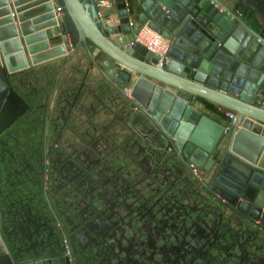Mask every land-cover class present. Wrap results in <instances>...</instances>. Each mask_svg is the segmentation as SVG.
Listing matches in <instances>:
<instances>
[{
	"label": "water",
	"instance_id": "1",
	"mask_svg": "<svg viewBox=\"0 0 264 264\" xmlns=\"http://www.w3.org/2000/svg\"><path fill=\"white\" fill-rule=\"evenodd\" d=\"M99 1L0 0V138L31 110L13 78L61 63L86 65L70 117L92 130L70 154L34 126L0 139V264H264V0ZM152 232L147 259L127 235Z\"/></svg>",
	"mask_w": 264,
	"mask_h": 264
},
{
	"label": "flooded vegetation",
	"instance_id": "2",
	"mask_svg": "<svg viewBox=\"0 0 264 264\" xmlns=\"http://www.w3.org/2000/svg\"><path fill=\"white\" fill-rule=\"evenodd\" d=\"M62 67L63 63L56 68H39L35 70L34 73H24L13 78L12 84L14 88H29V91L37 98L35 99L36 101L34 106L29 104L31 110L15 122L14 125L7 130L0 139H5V136L8 133L11 136H15L17 130L28 129L29 127L34 126L37 127V130L35 129V133H38V137L34 140H36L35 142L40 143L42 149L45 148V150H48L47 148L51 149L52 147L57 152L65 150L70 154L71 149L78 144V141H83L85 139V135L92 131L87 119L89 117L87 116L80 117V128L79 125L74 128V117H70V71L72 68L70 67V64H68L65 68ZM56 80H58L57 87L54 92L52 102L50 103L53 85ZM30 121H37V123L34 122L30 124ZM85 121L88 125L87 128H89L87 130L84 127ZM52 123L55 124V129H52ZM98 126L101 130L106 128L102 124H99ZM82 128H84V132L79 133ZM44 134L46 137V147H44ZM51 136L52 138H50ZM40 138L41 141H39ZM75 139H77L76 143H74ZM49 144L50 146H48ZM83 148L84 146H81L79 151H83ZM48 163L50 164L49 160ZM60 173L61 175H64L65 178L70 179V164H65L64 167L61 168ZM136 233L137 232L135 231L134 234ZM127 236L131 240L129 241V244H131L130 248L134 251L145 249L144 254L148 259L149 254L155 248L154 233H147L145 236L141 237L140 240L144 242V248H141L138 245V239L133 241V236L129 234ZM205 247H207L206 249L208 250L211 249V245L208 242L205 244ZM162 251L165 253L164 249ZM206 264L210 263L207 262Z\"/></svg>",
	"mask_w": 264,
	"mask_h": 264
},
{
	"label": "crops",
	"instance_id": "3",
	"mask_svg": "<svg viewBox=\"0 0 264 264\" xmlns=\"http://www.w3.org/2000/svg\"><path fill=\"white\" fill-rule=\"evenodd\" d=\"M112 17H114V16L112 15ZM71 65H72V63H71ZM83 66H84V68L81 69L79 72H77L75 70H72V69L70 71V84H71V88L72 89H77L78 87L81 86V83L80 82H81V80H82V78L84 76V72H85L86 65H83ZM92 80H93L92 79V76H89L88 79L85 81L84 86H83L82 91H81L84 96H86L87 92L90 91V89H93L95 87L94 85H92L90 83ZM90 102L91 103L93 102L92 104H93V106H95V102L92 101L88 97V102L86 103V105L88 103H90ZM200 108L210 118H212L214 120H222L223 122H226V119H225V116H224L225 110L220 109V108H217V107H214L212 105H206V104L201 105ZM88 114L91 115L92 113L89 112ZM73 117L74 118H80V116L78 114L76 115L75 113L73 114ZM105 118H108V117H106L105 115L104 116L103 115L102 116H99L98 118L94 119V123L95 124H102L104 126H107L108 120L105 119ZM87 126L88 125L86 124V121H85L84 127L86 128V130L89 129V128H87ZM79 128H80V125H79ZM105 130H107V132L105 133V136H106V138H109L108 141H115L118 145H120V148L123 149L125 143L123 142V136L119 133V127H118V125H115V126L110 127L109 130L108 129H105ZM83 132H84V128H82L79 131V133H83Z\"/></svg>",
	"mask_w": 264,
	"mask_h": 264
},
{
	"label": "built area",
	"instance_id": "4",
	"mask_svg": "<svg viewBox=\"0 0 264 264\" xmlns=\"http://www.w3.org/2000/svg\"><path fill=\"white\" fill-rule=\"evenodd\" d=\"M113 5V0H100L98 2L100 17L103 18L106 9L112 8ZM56 13L58 16L61 14L59 9L56 10ZM105 17L109 23L113 21V17L111 15ZM135 42L142 46V48L145 50L150 51L160 57L165 56L168 50V42L146 26L142 27L136 33ZM224 116L227 122L232 121L235 118V114L231 111H225Z\"/></svg>",
	"mask_w": 264,
	"mask_h": 264
},
{
	"label": "rangeland",
	"instance_id": "5",
	"mask_svg": "<svg viewBox=\"0 0 264 264\" xmlns=\"http://www.w3.org/2000/svg\"><path fill=\"white\" fill-rule=\"evenodd\" d=\"M38 87V86H36ZM19 95L30 105L34 106L35 105V99L37 98L36 96H34L30 91L29 88H15ZM52 138V136L50 137ZM77 142V139H75L74 143Z\"/></svg>",
	"mask_w": 264,
	"mask_h": 264
},
{
	"label": "trees",
	"instance_id": "6",
	"mask_svg": "<svg viewBox=\"0 0 264 264\" xmlns=\"http://www.w3.org/2000/svg\"><path fill=\"white\" fill-rule=\"evenodd\" d=\"M206 105H210V104H206Z\"/></svg>",
	"mask_w": 264,
	"mask_h": 264
}]
</instances>
